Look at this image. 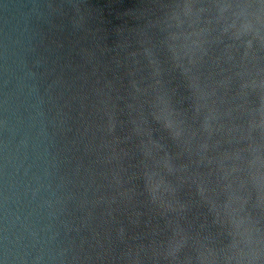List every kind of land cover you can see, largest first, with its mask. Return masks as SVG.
<instances>
[{"label": "water", "instance_id": "water-1", "mask_svg": "<svg viewBox=\"0 0 264 264\" xmlns=\"http://www.w3.org/2000/svg\"><path fill=\"white\" fill-rule=\"evenodd\" d=\"M0 264H264V0H0Z\"/></svg>", "mask_w": 264, "mask_h": 264}]
</instances>
